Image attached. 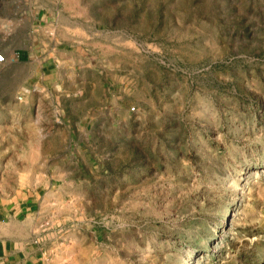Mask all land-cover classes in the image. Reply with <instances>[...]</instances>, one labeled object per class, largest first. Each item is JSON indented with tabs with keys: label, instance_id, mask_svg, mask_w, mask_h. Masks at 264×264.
Returning <instances> with one entry per match:
<instances>
[{
	"label": "rangeland",
	"instance_id": "1",
	"mask_svg": "<svg viewBox=\"0 0 264 264\" xmlns=\"http://www.w3.org/2000/svg\"><path fill=\"white\" fill-rule=\"evenodd\" d=\"M0 52V204L53 264H264V0H0Z\"/></svg>",
	"mask_w": 264,
	"mask_h": 264
},
{
	"label": "crops",
	"instance_id": "2",
	"mask_svg": "<svg viewBox=\"0 0 264 264\" xmlns=\"http://www.w3.org/2000/svg\"><path fill=\"white\" fill-rule=\"evenodd\" d=\"M29 209L27 204H0V264H53L57 258L54 243L32 244L31 235L38 231L41 219L39 213H23ZM23 226L24 233H14V228Z\"/></svg>",
	"mask_w": 264,
	"mask_h": 264
},
{
	"label": "built area",
	"instance_id": "3",
	"mask_svg": "<svg viewBox=\"0 0 264 264\" xmlns=\"http://www.w3.org/2000/svg\"><path fill=\"white\" fill-rule=\"evenodd\" d=\"M4 60V56L3 54L0 52V62H2ZM132 109V108H131Z\"/></svg>",
	"mask_w": 264,
	"mask_h": 264
}]
</instances>
